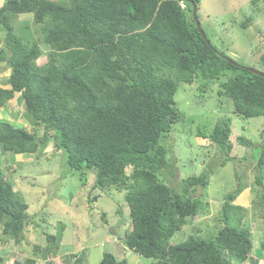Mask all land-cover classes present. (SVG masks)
Returning a JSON list of instances; mask_svg holds the SVG:
<instances>
[{"label": "trees", "instance_id": "16d2710c", "mask_svg": "<svg viewBox=\"0 0 264 264\" xmlns=\"http://www.w3.org/2000/svg\"><path fill=\"white\" fill-rule=\"evenodd\" d=\"M192 3L200 22V0H5L0 6V63L10 73L2 79L9 88L0 86V107L19 92L24 119L43 131L37 136L0 121V152L33 153L53 139L69 169L93 171V188L124 189L129 219L119 241L151 258L150 264H262L243 223L247 208L234 202L246 187L240 176L223 196L212 238L190 234L181 242L170 241L207 204L193 192L209 183L205 172L175 185L168 181L175 166L163 142L184 115L175 105L178 87L197 81V89L205 91L217 81L218 94L231 100L233 113L242 119L264 115V75L228 61L208 43L196 26ZM28 13L39 28L38 39L16 31L14 20ZM251 20L248 16L241 26ZM231 131L227 117L210 131L198 128L197 135L215 145L226 162L235 158ZM260 140L251 190L264 222V129ZM237 141L251 142L242 134ZM12 185L0 168V245L24 237L28 204ZM61 222L54 233H45L44 248L35 245L45 264H54L46 256L57 253L65 227ZM263 246L256 248L263 252ZM64 258L66 264L83 261L82 254ZM5 264H36V259L14 258ZM98 264L128 262L105 251Z\"/></svg>", "mask_w": 264, "mask_h": 264}, {"label": "rangeland", "instance_id": "374dc122", "mask_svg": "<svg viewBox=\"0 0 264 264\" xmlns=\"http://www.w3.org/2000/svg\"><path fill=\"white\" fill-rule=\"evenodd\" d=\"M27 16L22 14L14 20L18 29L16 31L24 38L35 36L38 39L39 28ZM198 16L206 37L223 55L243 66L264 70L261 58L264 52V0H200ZM248 16L252 20L242 27L241 22ZM43 60L44 57L38 59L39 62ZM9 70L6 64L0 63V82L10 73ZM207 86L205 91L198 90V82L195 81L192 84L182 83L178 87L174 96L175 105L184 115L181 121L173 125L174 129L166 137L167 142H163L169 146V157L175 166L174 175L168 177L173 185L192 174L205 172L209 176L208 186L196 188L193 192L207 204L192 220L189 218L170 241L181 242L190 234L212 238L216 232L218 220L215 218L223 196L235 188L237 177L240 176V181L245 183L241 184L246 187L234 202L247 208L243 223L250 231L253 250L260 257L259 263L264 264V246L263 252L256 248L264 242V222L254 209V192L251 190L254 182L253 164L260 153L264 115L242 119L232 112L231 100L218 94L217 81ZM21 99V96H14L0 108V121L11 122L16 127L26 128L41 136L43 129L33 128L24 119ZM227 117L232 127L231 155L235 158L225 162L223 154L216 151L215 145L197 135V129L210 131L218 120ZM239 134L249 138L250 144H239ZM244 155L247 156L245 159ZM0 168L12 182L13 191L28 204L24 237L17 243L4 242L0 245L3 264L14 258L22 260L29 256L36 259V264H45L40 249L35 251V245L44 248L47 245L45 233H54L59 221L65 224L59 248L56 254L49 253L46 256L54 264H66L64 257L67 253L71 258L82 254V264H98L105 251L114 253L118 258L125 257L128 264L152 262L151 258L124 248L119 241L118 237L123 236L128 228L129 209L124 200L125 190L113 186L93 188V171L69 169L65 155L55 149L53 139L37 152L22 155L12 151L0 153ZM99 193L101 196L96 200H90Z\"/></svg>", "mask_w": 264, "mask_h": 264}, {"label": "water", "instance_id": "95a60500", "mask_svg": "<svg viewBox=\"0 0 264 264\" xmlns=\"http://www.w3.org/2000/svg\"><path fill=\"white\" fill-rule=\"evenodd\" d=\"M188 1H191V0H188ZM196 11H197V6L195 4L192 3V15H193V18H194V21L196 23V26L199 30V32L201 33L202 37L209 43V40L206 38V35H205V32L201 26V23L199 22V20L197 19V16H196ZM223 57L225 59H227L228 61L232 62V63H236L238 64L236 61H234L233 59L223 55ZM243 66V65H242ZM246 67L248 70L252 71V72H255L257 74H260V75H264V72L258 70L257 68L255 67H249V66H244Z\"/></svg>", "mask_w": 264, "mask_h": 264}, {"label": "clouds", "instance_id": "9594fccd", "mask_svg": "<svg viewBox=\"0 0 264 264\" xmlns=\"http://www.w3.org/2000/svg\"><path fill=\"white\" fill-rule=\"evenodd\" d=\"M197 6V5H196ZM238 63V62H237ZM239 64V63H238ZM241 65V64H240ZM10 71V70H9ZM0 86H2V87H6V88H9V85H5V86H3V83L2 82H0ZM14 96H20V93L19 92H16L14 95H13V97ZM12 97V98H13ZM12 98H10L9 100H11ZM17 99H19V98H17ZM16 99V100H17ZM9 100H7L5 103H7ZM22 100V99H21ZM13 102H14V100L12 101V104H13ZM22 102H23V106H24V101L22 100ZM10 103H11V101H10ZM11 104V105H12ZM5 105V104H4ZM4 105H2L0 108H3L4 107ZM24 111H25V109H24ZM24 114V113H23ZM1 121H3V120H1ZM11 123V122H10ZM32 126V125H31ZM36 127H41V126H36ZM36 127H34L33 126V128H36ZM42 128V127H41ZM26 129V128H25ZM36 132H37V130H35ZM30 132V131H29ZM49 143V142H48ZM55 147V146H54ZM56 149V148H55ZM42 150V149H41ZM58 151V150H57ZM60 151V150H59ZM1 153V152H0ZM6 153V152H5ZM15 154V153H14ZM23 153H16V155H22Z\"/></svg>", "mask_w": 264, "mask_h": 264}, {"label": "crops", "instance_id": "0c3cea01", "mask_svg": "<svg viewBox=\"0 0 264 264\" xmlns=\"http://www.w3.org/2000/svg\"><path fill=\"white\" fill-rule=\"evenodd\" d=\"M5 0H0V6L4 3ZM27 15V14H26ZM29 20L32 19V14L31 13H28V16H27Z\"/></svg>", "mask_w": 264, "mask_h": 264}]
</instances>
